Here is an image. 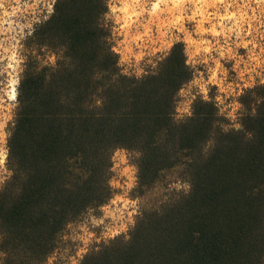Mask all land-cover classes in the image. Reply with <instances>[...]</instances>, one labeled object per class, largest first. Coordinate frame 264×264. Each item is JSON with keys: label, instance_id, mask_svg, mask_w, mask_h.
<instances>
[{"label": "trees", "instance_id": "trees-1", "mask_svg": "<svg viewBox=\"0 0 264 264\" xmlns=\"http://www.w3.org/2000/svg\"><path fill=\"white\" fill-rule=\"evenodd\" d=\"M109 11V0H54L24 39L0 189V264H46L67 226L113 197L119 148L133 153L139 194L170 170L189 188L143 209L127 235L95 245L79 264H264V83L240 96L239 128L202 96L180 118L178 94L193 77L184 42L129 75Z\"/></svg>", "mask_w": 264, "mask_h": 264}, {"label": "rangeland", "instance_id": "rangeland-1", "mask_svg": "<svg viewBox=\"0 0 264 264\" xmlns=\"http://www.w3.org/2000/svg\"><path fill=\"white\" fill-rule=\"evenodd\" d=\"M53 1L0 0V189L9 173L8 137L25 61L24 39L52 11ZM109 6L114 48L125 73L143 75L182 41L193 77L179 91L177 116L189 115L193 100L202 96L217 102L226 127L241 126L240 96L264 83V0H109ZM40 56L45 62L55 59L46 48ZM112 161L113 197L70 223L46 264H79L95 245L127 235L143 209L189 188L179 171L170 170L141 195L133 153L119 148Z\"/></svg>", "mask_w": 264, "mask_h": 264}]
</instances>
